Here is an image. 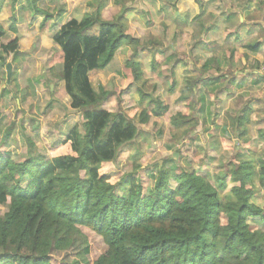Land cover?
Segmentation results:
<instances>
[{"label":"trees","instance_id":"1","mask_svg":"<svg viewBox=\"0 0 264 264\" xmlns=\"http://www.w3.org/2000/svg\"><path fill=\"white\" fill-rule=\"evenodd\" d=\"M28 1L32 5L36 0ZM106 1L96 0L89 15L62 24L51 37L62 51L59 79L65 80L74 108L83 114L82 131L74 129L60 140L48 158L26 155L18 161L0 151V204L7 206L0 214V264H264V232L248 223V218L264 220V210L255 203L256 191L264 193V157L236 159L213 176L214 183L172 157L171 166L163 162L156 169L151 188L133 186L137 161L123 180L111 181L106 165L136 139L139 129L121 111L100 110L109 92H93L86 74L109 65L120 47H130L127 75L143 103L150 96L143 90L145 73L137 57L148 51V71L159 74L156 56L165 47L154 38L142 41L130 35L125 15L131 8L125 0L116 1L121 7L111 20L99 19ZM165 1L175 9L177 0ZM33 10L43 14L42 24L55 16L46 9ZM94 24L96 35L84 34ZM5 33L0 23V38ZM19 50V38H11L0 44V59L14 64ZM171 60L166 78L173 89L174 69L185 61L168 56L164 63ZM208 68L206 59L196 76L183 78L180 98L197 97L200 114L211 91L209 78H202ZM197 84L205 94L190 92ZM250 113L243 106L234 115L236 139L245 135ZM172 123L184 136L197 122L181 115ZM228 183L233 185L226 189Z\"/></svg>","mask_w":264,"mask_h":264},{"label":"rangeland","instance_id":"2","mask_svg":"<svg viewBox=\"0 0 264 264\" xmlns=\"http://www.w3.org/2000/svg\"><path fill=\"white\" fill-rule=\"evenodd\" d=\"M116 1H106L99 19L111 20L119 12L121 3ZM94 2L96 0H36L31 5L28 0L3 1L0 23L6 33L0 38V44L15 37L20 40L19 60L11 64L8 82L7 63L0 59V151L11 158L22 161L26 155L52 157L51 148L60 140L71 136L74 129L82 131L83 114L74 108L65 80L59 79L63 68L62 51L51 37L60 31L62 24L74 18L79 22L83 15H89ZM178 3L181 18L177 16L176 8L164 0H125V6L131 8L125 15L130 35L142 41L154 38L165 47V52L156 56L157 62L161 63L159 74L148 71L152 61L148 51H141L137 57L145 73L143 90L152 103L147 104L150 98L140 103L136 84L129 82L125 66L131 54L128 46L120 47L105 68L93 69L86 74L93 92H99L100 88L109 92L100 110L121 111L139 129L136 139L123 145L116 160L106 165L110 166L105 171L111 175L112 182L123 180L137 161L139 167L133 186L141 184L144 189L151 188L156 169L163 162L164 166H171L168 159L175 153V162L179 166L194 168L199 174L206 175L211 183H214L216 173L228 169L236 159L264 157V95L259 96L256 90H251L246 96L235 91L233 96L218 97L215 95L218 89H212V93L205 95L207 111L202 114L198 113L197 97L180 98L186 87L183 78L196 76L203 63L205 50L201 45L207 39L196 33L199 19L192 17L195 14L193 4L185 2L179 7ZM34 7L46 9L52 15L63 8V17L42 24L43 14L34 11ZM185 16L188 18L184 20ZM98 31V25L94 24L84 34L95 36ZM193 44L197 48L191 50ZM168 56L181 62L194 60L193 67L186 63L184 68L174 69L176 85L173 89L166 77L174 60L164 63ZM243 106L251 113L245 123V135L236 139L234 135L238 132L234 133L232 118ZM143 110H146L145 115L141 114ZM181 115L197 122L184 136L172 123L173 118L180 119ZM141 117L146 120L141 121ZM26 180L24 177L22 186ZM232 185L228 183L226 189ZM255 203L264 210L261 190L256 191ZM6 209V205L0 204V214ZM248 223L251 228L264 232V220L259 217L248 218Z\"/></svg>","mask_w":264,"mask_h":264},{"label":"crops","instance_id":"3","mask_svg":"<svg viewBox=\"0 0 264 264\" xmlns=\"http://www.w3.org/2000/svg\"><path fill=\"white\" fill-rule=\"evenodd\" d=\"M185 2L193 4L195 14L192 17L199 19L197 35L201 33L207 39L201 47L205 50L203 62L208 59L209 68L202 78L208 77L211 81L209 89H218L215 93L218 97L233 96L235 91L246 96V92L251 90H256L259 96L264 95V74L260 71L264 60V0H199V3L196 0H177L175 8L179 18L181 13L177 3L180 7ZM63 10L55 14L56 21L63 17ZM205 21L207 23H201ZM195 48L196 44L190 47L191 50ZM186 63L194 66V60ZM177 67L182 69L185 65ZM190 92L205 94L202 84L193 86Z\"/></svg>","mask_w":264,"mask_h":264},{"label":"water","instance_id":"4","mask_svg":"<svg viewBox=\"0 0 264 264\" xmlns=\"http://www.w3.org/2000/svg\"><path fill=\"white\" fill-rule=\"evenodd\" d=\"M10 67H11V63H7L6 64V72H7V74H6V77H7V82H8V78H9V76H10ZM176 153L175 154H173V158L175 159L176 158Z\"/></svg>","mask_w":264,"mask_h":264},{"label":"built area","instance_id":"5","mask_svg":"<svg viewBox=\"0 0 264 264\" xmlns=\"http://www.w3.org/2000/svg\"><path fill=\"white\" fill-rule=\"evenodd\" d=\"M260 71L261 73L264 74V62L261 63V66H260Z\"/></svg>","mask_w":264,"mask_h":264}]
</instances>
